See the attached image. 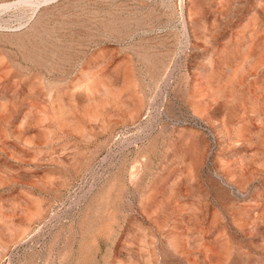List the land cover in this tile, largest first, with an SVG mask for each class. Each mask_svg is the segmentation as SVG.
Wrapping results in <instances>:
<instances>
[{
    "label": "rangeland",
    "instance_id": "obj_1",
    "mask_svg": "<svg viewBox=\"0 0 264 264\" xmlns=\"http://www.w3.org/2000/svg\"><path fill=\"white\" fill-rule=\"evenodd\" d=\"M0 264H264V0H0Z\"/></svg>",
    "mask_w": 264,
    "mask_h": 264
},
{
    "label": "built area",
    "instance_id": "obj_2",
    "mask_svg": "<svg viewBox=\"0 0 264 264\" xmlns=\"http://www.w3.org/2000/svg\"><path fill=\"white\" fill-rule=\"evenodd\" d=\"M58 207H56V209H57ZM54 212H52V213H50V215H49V217L47 218V219H45V221H52V214H53Z\"/></svg>",
    "mask_w": 264,
    "mask_h": 264
}]
</instances>
